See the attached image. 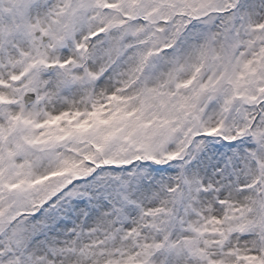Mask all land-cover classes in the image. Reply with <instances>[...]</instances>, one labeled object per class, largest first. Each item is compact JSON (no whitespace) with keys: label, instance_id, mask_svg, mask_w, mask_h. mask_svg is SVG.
I'll return each mask as SVG.
<instances>
[{"label":"snow or ice","instance_id":"6c2138e0","mask_svg":"<svg viewBox=\"0 0 264 264\" xmlns=\"http://www.w3.org/2000/svg\"><path fill=\"white\" fill-rule=\"evenodd\" d=\"M0 264H264V0H0Z\"/></svg>","mask_w":264,"mask_h":264}]
</instances>
